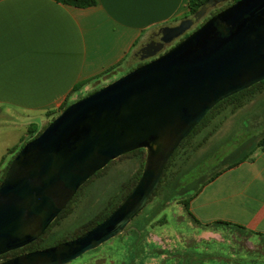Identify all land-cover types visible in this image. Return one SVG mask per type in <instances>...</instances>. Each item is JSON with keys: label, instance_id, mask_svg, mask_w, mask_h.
Segmentation results:
<instances>
[{"label": "water", "instance_id": "95a60500", "mask_svg": "<svg viewBox=\"0 0 264 264\" xmlns=\"http://www.w3.org/2000/svg\"><path fill=\"white\" fill-rule=\"evenodd\" d=\"M222 1L160 27L128 61L141 64L68 104L17 151L0 180V255L42 236L110 161L140 148L145 157L131 190L99 223L0 264H66L122 234L192 129L218 102L264 80V0H236L163 50Z\"/></svg>", "mask_w": 264, "mask_h": 264}, {"label": "crops", "instance_id": "0c3cea01", "mask_svg": "<svg viewBox=\"0 0 264 264\" xmlns=\"http://www.w3.org/2000/svg\"><path fill=\"white\" fill-rule=\"evenodd\" d=\"M188 10V0H96L83 8L58 0H0V166L11 148L31 138V125L39 131L63 105L130 70L132 54ZM256 124L264 135V119ZM261 138L202 185L188 208L198 224H236L264 245Z\"/></svg>", "mask_w": 264, "mask_h": 264}, {"label": "rangeland", "instance_id": "374dc122", "mask_svg": "<svg viewBox=\"0 0 264 264\" xmlns=\"http://www.w3.org/2000/svg\"><path fill=\"white\" fill-rule=\"evenodd\" d=\"M228 1L209 8L183 35ZM181 38L182 35L163 50ZM263 119L264 82L220 104L180 147L157 193L125 231L66 264H264V257L249 253H264L262 238L213 224L204 227L188 214V198L202 182L248 153L255 140L264 137L263 129L256 124ZM144 156L143 148L123 154L89 178L45 233L25 251L71 239L102 219L132 187Z\"/></svg>", "mask_w": 264, "mask_h": 264}, {"label": "trees", "instance_id": "16d2710c", "mask_svg": "<svg viewBox=\"0 0 264 264\" xmlns=\"http://www.w3.org/2000/svg\"><path fill=\"white\" fill-rule=\"evenodd\" d=\"M59 2H61V3H64V4H68V5H72V6H75V7H81V8H83V7H89V6H92V5H94L95 3H96V0H58ZM206 1H208V0H188V7H189V10H188V14H187V16H185V17H189V16H191V15H193L197 10H199L200 8H201V6L206 2ZM234 1H236V0H230V1H228V2H226L224 5H222L221 7H217V8H214L213 9V11L210 13V15L208 16V17H210V16H212V15H214L215 13H217V12H219L220 10H222V9H224L225 7H227V6H229L230 4H232ZM184 17V18H185ZM207 17V18H208ZM200 25V24H199ZM198 25V26H199ZM197 26V27H198ZM196 27V28H197ZM188 34V33H187ZM185 36V35H184ZM183 36V37H184ZM182 39V38H181ZM175 44V43H174ZM139 64H141V63H138V65ZM262 82H264V80H262V81H260V82H258V83H256V84H254V85H252L251 87H249V88H246V89H243V90H241V91H239V92H237V93H235V94H233V95H231V96H229V97H227V98H225V99H223V100H221L220 102H218L205 116H204V118L192 129V131L181 141V143H180V145L178 146V148H176L175 150H174V152L172 153V155H171V157L169 158V160H168V162H167V164H166V166H165V169H164V172H163V174H162V177H161V180H160V183H159V185H158V187L156 188V190L153 192V194H152V196L150 197V199L157 193V190H158V188H159V186L162 184V182H163V178H164V176H165V173H166V171H167V169H168V167H169V164H170V162L172 161V159H173V157L177 154V152L179 151V149H180V147L183 145V144H185L186 143V141H188L189 140V138L192 136V134L196 131V129L198 128V126H200L203 122H204V120H206L209 116H211V114H212V112L216 109V108H218V106L220 105V104H222L223 102H225V101H227V100H229V99H231V98H235L236 96H239L240 94H245V92H250L253 88H255L258 84H260V83H262ZM83 83H80L79 85H82ZM97 88H95V89H93L92 91H94V90H96ZM92 91H90V92H92ZM89 92V93H90ZM89 93H87V94H89ZM86 94V95H87ZM83 96H85V95H83ZM83 96H80L79 98H81V97H83ZM78 98V99H79ZM76 101V100H75ZM71 103V102H70ZM70 103H67V104H65V105H63V107L60 109V111L62 110V109H64L68 104H70ZM59 111V112H60ZM55 117V116H54ZM54 117H52V119L54 118ZM51 119V120H52ZM49 123V122H48ZM47 123V124H48ZM46 124V125H47ZM45 125V126H46ZM44 126V127H45ZM43 127V128H44ZM43 128H41L39 131H37V132H33V128H32V125L29 127V129H28V133L31 135V138H33L34 136H36L37 134H39L40 133V131L43 129ZM31 138H29V139H31ZM28 139V140H29ZM28 140H25L24 142H22L19 146H15V147H13V148H11L10 150H9V154H10V158L5 162V164H4V166H0V180L2 179V177H3V175H4V173H5V171H6V169H7V167H8V165H9V163H10V161H11V159L13 158V156L17 153V151L23 146V144L26 142V141H28ZM258 145L259 146H264V137H262L261 139H260V142L258 143ZM140 149H142V148H140ZM137 150V149H136ZM134 151V150H133ZM145 157V156H144ZM246 157V156H245ZM113 161V160H112ZM111 162V161H110ZM109 162V163H110ZM236 162V161H235ZM235 162H232V163H228L227 165H225V167H221L220 169H218V170H216L211 176H209L207 179H205L203 182H202V184H201V186L202 185H204L206 182H208V181H210L211 179H213L215 176H217L218 174H220L222 171H224L227 167H229L231 164H233V163H235ZM108 163V164H109ZM143 163H144V159H143ZM143 163H142V165H141V171H142V167H143ZM107 164V165H108ZM106 165V166H107ZM105 166V167H106ZM100 171V170H99ZM141 171L137 174V177H136V179H135V182H136V180L138 179V177L140 176V174H141ZM98 172V171H97ZM96 172V173H97ZM95 173V174H96ZM94 174V175H95ZM92 177V176H91ZM90 177V178H91ZM135 182L133 183V185L135 184ZM133 185H132V187H133ZM200 186V187H201ZM131 187V188H132ZM199 187V188H200ZM131 188L129 189V191L131 190ZM199 188H197L194 192H193V194L191 195V196H189V198H188V200L190 199V197H192L197 191H198V189ZM80 189V188H79ZM78 189V190H79ZM128 191V192H129ZM127 192V193H128ZM77 193V192H76ZM126 193V194H127ZM125 194V195H126ZM76 195V194H75ZM74 195V196H75ZM125 195H123L122 196V198L125 196ZM73 196V197H74ZM121 198V199H122ZM73 199V198H72ZM71 199V200H72ZM120 199V200H121ZM149 199V200H150ZM70 200V201H71ZM120 200L118 201V203L120 202ZM117 203V204H118ZM117 204L114 206V208L117 206ZM67 206V205H66ZM186 206V205H185ZM113 208V209H114ZM65 209V208H64ZM63 209V210H64ZM112 209V210H113ZM62 210V211H63ZM111 210V211H112ZM61 211V212H62ZM110 211V212H111ZM60 212V213H61ZM110 212H108V214H106L104 217H102V219H104L106 216H108L109 215V213ZM59 213V214H60ZM188 214L191 216V213L190 212H188ZM59 216V215H58ZM57 216V217H58ZM56 217V218H57ZM102 219H100L98 222H96L95 224H97V223H99ZM192 219L195 221V222H197L198 223V221L194 218V217H192ZM53 223V222H52ZM51 223V224H52ZM50 224V225H51ZM94 224V225H95ZM211 224H213V225H215V226H222V227H227V228H230V229H239V230H241V231H245L244 230V227H242V226H239V225H236V224H231V223H229V222H224V221H214V222H211V223H206V224H203L204 225V227H209ZM49 225V226H50ZM93 225V226H94ZM202 225V226H203ZM48 226V227H49ZM93 226H91V227H93ZM91 227H89L88 229H90ZM48 228H46V230H47ZM87 229V230H88ZM45 230V231H46ZM86 231V230H85ZM245 232H247V231H245ZM45 233V232H44ZM43 233V234H44ZM83 233V232H82ZM42 234V235H43ZM80 235V234H79ZM78 236V235H77ZM41 237V236H40ZM39 237V238H40ZM38 238V239H39ZM37 239V240H38ZM37 240H35V241H37ZM34 241V242H35ZM63 241H65V240H63ZM34 242H31V243H29L28 245H26V246H24V247H22V248H18V249H14V250H11V251H9V252H6V253H4V254H2V255H0V259L2 258V257H4V256H9L8 258H10V257H13V256H15V255H18V254H20V253H22V252H24L25 251V249L28 247V246H30L31 244H33ZM59 242H61V241H59ZM59 242H57V243H59ZM56 244V243H55ZM54 245V244H53ZM35 249H37V248H35ZM31 250V249H30ZM30 250H27V251H30ZM32 250H34V249H32ZM182 260H183V258H182Z\"/></svg>", "mask_w": 264, "mask_h": 264}, {"label": "flooded vegetation", "instance_id": "af4514ba", "mask_svg": "<svg viewBox=\"0 0 264 264\" xmlns=\"http://www.w3.org/2000/svg\"><path fill=\"white\" fill-rule=\"evenodd\" d=\"M186 35V34H185ZM184 35H182V37H183Z\"/></svg>", "mask_w": 264, "mask_h": 264}]
</instances>
